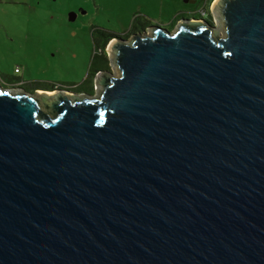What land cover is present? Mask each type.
<instances>
[{
    "label": "water",
    "instance_id": "water-1",
    "mask_svg": "<svg viewBox=\"0 0 264 264\" xmlns=\"http://www.w3.org/2000/svg\"><path fill=\"white\" fill-rule=\"evenodd\" d=\"M211 12L112 40L95 96L0 84V264H264V0Z\"/></svg>",
    "mask_w": 264,
    "mask_h": 264
},
{
    "label": "rangeland",
    "instance_id": "rangeland-1",
    "mask_svg": "<svg viewBox=\"0 0 264 264\" xmlns=\"http://www.w3.org/2000/svg\"><path fill=\"white\" fill-rule=\"evenodd\" d=\"M197 1L196 15L206 19L214 0ZM186 6L185 0H0V84L33 94L54 88L95 96L100 87L91 79L103 37L170 27ZM108 45L109 69H102L116 73Z\"/></svg>",
    "mask_w": 264,
    "mask_h": 264
},
{
    "label": "flooded vegetation",
    "instance_id": "flooded-vegetation-1",
    "mask_svg": "<svg viewBox=\"0 0 264 264\" xmlns=\"http://www.w3.org/2000/svg\"><path fill=\"white\" fill-rule=\"evenodd\" d=\"M197 2H198L197 0H185V3L187 5L186 6L187 8L185 9V11H181L180 12L181 13V17L178 18L177 21L172 26H170V27H164L162 25H154L152 27H160L162 29H165V30H168V31H171L172 32L173 29H174V27H176V25H178L180 21L186 20V19L187 20H200L201 19V20H205V21H207V22H209L210 24L213 25L212 18H214V17H213L212 12H211L210 16H208L206 19L204 17L201 18L200 16L196 15L197 14V9H198L197 8L198 6L196 7ZM189 13H193L194 16H190ZM146 29L144 31L135 30V31H130V32L122 33V34H115V33H113V34H111V38L108 40V44L112 40L113 41L116 40V39H126V40H129L134 34H140V33H144V32H149L150 29H147V30ZM101 40L104 41V37ZM104 71L105 70H103V69L98 70V72L96 73L95 77L97 76V74L103 73ZM50 91H52V90H50Z\"/></svg>",
    "mask_w": 264,
    "mask_h": 264
},
{
    "label": "trees",
    "instance_id": "trees-1",
    "mask_svg": "<svg viewBox=\"0 0 264 264\" xmlns=\"http://www.w3.org/2000/svg\"><path fill=\"white\" fill-rule=\"evenodd\" d=\"M213 0H208V5H210L212 3ZM111 38V34H109L108 36L104 37V41H103V46L102 48L99 50V52L97 51V54H101V61H98L97 64H96V69L94 70V74L92 75V79L91 81L94 82V78H95V75L96 73L98 72V70L102 69L103 68H107L109 69V61H108V57H107V54L105 53V49H106V46L108 44V40ZM105 66V67H104ZM90 77V75H89ZM88 77L87 80H89L90 78ZM49 90H54V88H51Z\"/></svg>",
    "mask_w": 264,
    "mask_h": 264
},
{
    "label": "bare ground",
    "instance_id": "bare-ground-1",
    "mask_svg": "<svg viewBox=\"0 0 264 264\" xmlns=\"http://www.w3.org/2000/svg\"><path fill=\"white\" fill-rule=\"evenodd\" d=\"M44 93H45V92H44ZM52 93H53V92H49V93L47 92L48 95H50V94L52 95ZM41 94H43V93H41ZM53 94H54V93H53Z\"/></svg>",
    "mask_w": 264,
    "mask_h": 264
},
{
    "label": "crops",
    "instance_id": "crops-1",
    "mask_svg": "<svg viewBox=\"0 0 264 264\" xmlns=\"http://www.w3.org/2000/svg\"><path fill=\"white\" fill-rule=\"evenodd\" d=\"M44 92H46V90H43Z\"/></svg>",
    "mask_w": 264,
    "mask_h": 264
}]
</instances>
